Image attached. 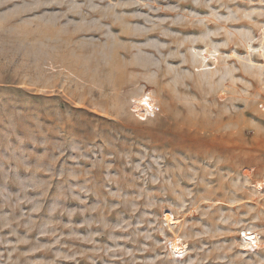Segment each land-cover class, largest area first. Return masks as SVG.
Returning a JSON list of instances; mask_svg holds the SVG:
<instances>
[{
	"label": "rangeland",
	"instance_id": "374dc122",
	"mask_svg": "<svg viewBox=\"0 0 264 264\" xmlns=\"http://www.w3.org/2000/svg\"><path fill=\"white\" fill-rule=\"evenodd\" d=\"M0 264H264V0H0Z\"/></svg>",
	"mask_w": 264,
	"mask_h": 264
}]
</instances>
